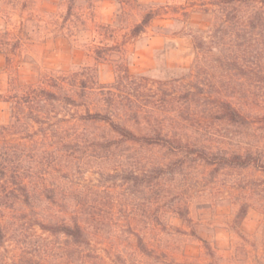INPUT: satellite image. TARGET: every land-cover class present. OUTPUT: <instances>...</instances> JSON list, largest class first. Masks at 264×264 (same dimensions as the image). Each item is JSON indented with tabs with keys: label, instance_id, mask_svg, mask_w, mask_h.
<instances>
[{
	"label": "rangeland",
	"instance_id": "1",
	"mask_svg": "<svg viewBox=\"0 0 264 264\" xmlns=\"http://www.w3.org/2000/svg\"><path fill=\"white\" fill-rule=\"evenodd\" d=\"M180 5L183 0H0V118L8 117L1 100L11 78L18 85L41 76L94 78L151 105L149 80L135 86L126 75L117 84L116 67L172 86L194 59L191 39L172 35L182 24L166 13ZM150 10L157 18L131 35ZM192 19L205 29L203 18ZM146 150L135 145L125 153L158 161L169 156ZM100 163L92 158L76 175L95 219L86 245L41 228L42 216L57 207L40 199L26 204L2 190L0 264H264L261 170H215L187 160L158 178L153 195L150 187L133 185L127 164L99 169Z\"/></svg>",
	"mask_w": 264,
	"mask_h": 264
},
{
	"label": "trees",
	"instance_id": "2",
	"mask_svg": "<svg viewBox=\"0 0 264 264\" xmlns=\"http://www.w3.org/2000/svg\"><path fill=\"white\" fill-rule=\"evenodd\" d=\"M166 13L182 24L172 35L192 41L194 59L185 73L170 86L116 67L117 84L127 76L135 86L149 80L151 105L94 78L41 76L19 85L11 78L1 100L8 117L0 118V200L3 190L26 204L49 202L58 210L42 216L41 228L86 245L95 219L76 175L92 158L99 169L127 164L133 185L148 186L153 195L158 178L187 160L264 173V0H183ZM158 15L144 13L131 35L139 36ZM194 16L203 18L205 29ZM135 145L169 156L130 157L125 152Z\"/></svg>",
	"mask_w": 264,
	"mask_h": 264
}]
</instances>
